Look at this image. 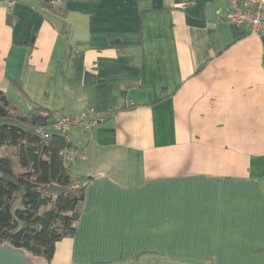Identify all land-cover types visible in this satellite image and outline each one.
<instances>
[{"label":"crops","instance_id":"obj_1","mask_svg":"<svg viewBox=\"0 0 264 264\" xmlns=\"http://www.w3.org/2000/svg\"><path fill=\"white\" fill-rule=\"evenodd\" d=\"M55 1L0 7V90L47 134L112 111L68 133L85 199L50 264H264V35L228 0Z\"/></svg>","mask_w":264,"mask_h":264},{"label":"trees","instance_id":"obj_2","mask_svg":"<svg viewBox=\"0 0 264 264\" xmlns=\"http://www.w3.org/2000/svg\"><path fill=\"white\" fill-rule=\"evenodd\" d=\"M34 112L46 113V119L53 117L37 107L24 114L0 90V118L20 124L0 125V151H5L0 156V245H10L50 264L56 244L75 234L85 187L71 170L63 168L61 153L70 143L57 133L40 136L37 131L45 132L48 125L38 127L30 118ZM18 178L38 184L40 189H29ZM50 185L63 192H46Z\"/></svg>","mask_w":264,"mask_h":264},{"label":"built area","instance_id":"obj_3","mask_svg":"<svg viewBox=\"0 0 264 264\" xmlns=\"http://www.w3.org/2000/svg\"><path fill=\"white\" fill-rule=\"evenodd\" d=\"M14 0H0V7L10 6ZM49 4H55V0H48ZM225 20L229 23L245 27L250 33L264 35V0H228L225 10ZM107 117L105 112L89 111L70 117L58 116L52 123L55 133L62 135L70 143L68 133L71 129L90 133L96 126L101 125ZM37 133L42 137L48 134L42 130ZM81 157L78 146L70 145L61 153L63 168L71 170L76 160Z\"/></svg>","mask_w":264,"mask_h":264},{"label":"water","instance_id":"obj_4","mask_svg":"<svg viewBox=\"0 0 264 264\" xmlns=\"http://www.w3.org/2000/svg\"><path fill=\"white\" fill-rule=\"evenodd\" d=\"M30 118L38 127H45L46 119L43 116L31 114ZM18 182L29 189H40L38 184L32 183L22 178H18ZM45 191L60 194L63 192V189L54 185H50ZM0 264H34V261L22 250L15 249L10 245H0Z\"/></svg>","mask_w":264,"mask_h":264},{"label":"rangeland","instance_id":"obj_5","mask_svg":"<svg viewBox=\"0 0 264 264\" xmlns=\"http://www.w3.org/2000/svg\"><path fill=\"white\" fill-rule=\"evenodd\" d=\"M28 107L27 106H23V110L25 111V112H27L28 111ZM0 125H13V126H20V124L17 122V121H15V120H13V119H10V118H0ZM52 131H53V129H52ZM48 132H51V128H48ZM12 153L14 154V150L12 151ZM5 154V151H4V149H2L1 151H0V156H2V155H4ZM39 262H42V264H43V260L41 261V259L39 260Z\"/></svg>","mask_w":264,"mask_h":264}]
</instances>
